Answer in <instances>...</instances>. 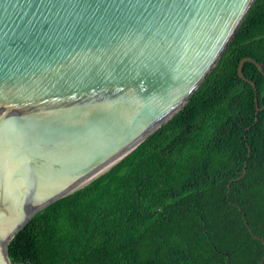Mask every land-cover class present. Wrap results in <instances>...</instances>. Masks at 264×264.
Returning <instances> with one entry per match:
<instances>
[{
  "label": "water",
  "instance_id": "water-1",
  "mask_svg": "<svg viewBox=\"0 0 264 264\" xmlns=\"http://www.w3.org/2000/svg\"><path fill=\"white\" fill-rule=\"evenodd\" d=\"M254 1L0 0V264H22L7 248L35 212L184 106Z\"/></svg>",
  "mask_w": 264,
  "mask_h": 264
},
{
  "label": "trees",
  "instance_id": "trees-1",
  "mask_svg": "<svg viewBox=\"0 0 264 264\" xmlns=\"http://www.w3.org/2000/svg\"><path fill=\"white\" fill-rule=\"evenodd\" d=\"M243 57L264 69V0L184 106L106 172L35 212L10 240L9 260L260 264L264 244L252 233L264 239V76L245 61L256 89L239 77Z\"/></svg>",
  "mask_w": 264,
  "mask_h": 264
}]
</instances>
